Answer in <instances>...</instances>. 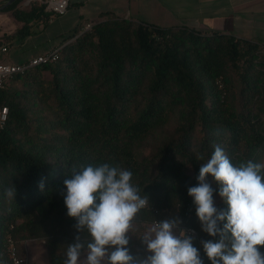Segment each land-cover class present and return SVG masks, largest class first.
<instances>
[{
    "label": "trees",
    "instance_id": "trees-1",
    "mask_svg": "<svg viewBox=\"0 0 264 264\" xmlns=\"http://www.w3.org/2000/svg\"><path fill=\"white\" fill-rule=\"evenodd\" d=\"M22 1L2 10L19 24L2 38L18 44L49 22L43 5L23 9ZM2 107L8 114L0 128V264H10V242L24 256L23 243L32 240L43 242L49 264H63L78 234L61 195L64 181L74 167L102 163L130 170L149 197L135 226L178 217L210 264L201 240L213 238L202 231L188 188L197 186L216 145L234 164L264 163V46L110 18L70 36L54 63L8 79ZM207 181L217 207H225L218 185L211 176ZM14 187L15 197L6 195ZM129 238L137 259L140 233Z\"/></svg>",
    "mask_w": 264,
    "mask_h": 264
},
{
    "label": "clouds",
    "instance_id": "clouds-1",
    "mask_svg": "<svg viewBox=\"0 0 264 264\" xmlns=\"http://www.w3.org/2000/svg\"><path fill=\"white\" fill-rule=\"evenodd\" d=\"M218 185L225 207L218 208L207 178ZM133 173L114 163L73 168L65 179L64 204L75 218L77 235L67 245L63 264H204L194 237L180 228L178 218H166L140 239L151 253L137 260L128 248L133 222L149 197L134 185ZM188 188L202 231L213 239L201 240L210 264H264V163L252 159L236 164L216 145ZM43 188V183L40 185ZM15 197L16 189L5 190ZM82 252L86 258L81 261Z\"/></svg>",
    "mask_w": 264,
    "mask_h": 264
},
{
    "label": "crops",
    "instance_id": "crops-1",
    "mask_svg": "<svg viewBox=\"0 0 264 264\" xmlns=\"http://www.w3.org/2000/svg\"><path fill=\"white\" fill-rule=\"evenodd\" d=\"M68 16L69 22L59 21ZM110 18L230 35L264 46V0H69L63 16L52 19L45 28L39 24L36 32L19 44L10 41L8 52H14L1 60L15 65L25 63L61 48L70 36L79 35L85 25Z\"/></svg>",
    "mask_w": 264,
    "mask_h": 264
},
{
    "label": "built area",
    "instance_id": "built-area-1",
    "mask_svg": "<svg viewBox=\"0 0 264 264\" xmlns=\"http://www.w3.org/2000/svg\"><path fill=\"white\" fill-rule=\"evenodd\" d=\"M41 5L44 6V11L49 14V21L55 17L63 16L69 8V0H38ZM30 3H25L27 6ZM92 24L85 25L82 32L90 30ZM60 48H54L50 52L36 56L29 61L22 64H9L1 60V57L8 53V47L4 44H0V88L3 84L17 73L24 72L25 70L35 67L40 64L54 63L58 58V52ZM8 110L5 107L0 109V128L5 124L7 120ZM190 236H195V232L192 229H184ZM8 256L10 264H28V260L25 256L18 254L16 247L12 242L9 244Z\"/></svg>",
    "mask_w": 264,
    "mask_h": 264
},
{
    "label": "rangeland",
    "instance_id": "rangeland-1",
    "mask_svg": "<svg viewBox=\"0 0 264 264\" xmlns=\"http://www.w3.org/2000/svg\"><path fill=\"white\" fill-rule=\"evenodd\" d=\"M7 1L8 0H0V41L9 48L10 47V43H9L10 41L5 39V38H2V37H5L9 34H12L15 31V29L19 26V24L12 18L10 12H2L3 5ZM28 1H30L31 3H37L39 5L41 4L38 0H23L19 4V7L23 8V9H27L28 7L25 5V3H27ZM69 17L70 16L64 18L67 21L66 20H59V19L58 20L63 21V22H69L68 21ZM55 18H57V17H55ZM55 18H53V19H55ZM41 27L45 28L46 25H42ZM12 52H14V50H12L11 52L9 51L4 56V58L9 57V55L12 54ZM153 147H154V144L150 143L148 150H146L143 153L145 155H147L148 153H150V151H151V149H153ZM214 201H215V205L217 206L219 203V199L216 198ZM153 225H154V223H146V224H144V226H142V229H141L139 225L135 226L133 223L132 231H131V233H128V236L133 239V238H136L138 236V234L140 233V236L143 237ZM140 242H141L140 243V245H141L140 246V252L138 254L137 259L143 260L148 255H150L151 253H149L147 251L146 245L142 242V240H140ZM23 245H24V256L27 258L28 264H49L46 249H45V246H44L42 241L32 240V241H28V242L23 243ZM85 258H86V254L82 253V255L80 257L81 261H83Z\"/></svg>",
    "mask_w": 264,
    "mask_h": 264
},
{
    "label": "water",
    "instance_id": "water-1",
    "mask_svg": "<svg viewBox=\"0 0 264 264\" xmlns=\"http://www.w3.org/2000/svg\"><path fill=\"white\" fill-rule=\"evenodd\" d=\"M16 0H8L4 5H3V8L11 5L12 3H14Z\"/></svg>",
    "mask_w": 264,
    "mask_h": 264
}]
</instances>
